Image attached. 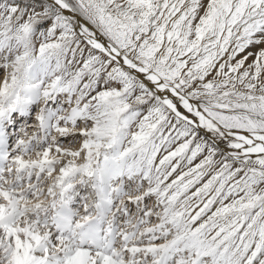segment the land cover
Masks as SVG:
<instances>
[{"label": "snow or ice", "instance_id": "6c2138e0", "mask_svg": "<svg viewBox=\"0 0 264 264\" xmlns=\"http://www.w3.org/2000/svg\"><path fill=\"white\" fill-rule=\"evenodd\" d=\"M0 264H264V0H0Z\"/></svg>", "mask_w": 264, "mask_h": 264}]
</instances>
